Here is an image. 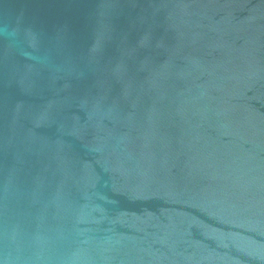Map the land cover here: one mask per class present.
Returning <instances> with one entry per match:
<instances>
[{"label": "water", "instance_id": "95a60500", "mask_svg": "<svg viewBox=\"0 0 264 264\" xmlns=\"http://www.w3.org/2000/svg\"><path fill=\"white\" fill-rule=\"evenodd\" d=\"M0 264H264V0H0Z\"/></svg>", "mask_w": 264, "mask_h": 264}]
</instances>
